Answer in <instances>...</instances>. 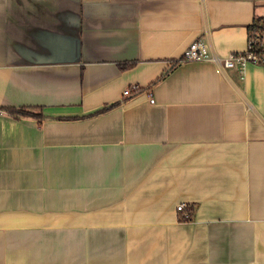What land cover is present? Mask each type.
<instances>
[{
  "label": "crops",
  "instance_id": "crops-1",
  "mask_svg": "<svg viewBox=\"0 0 264 264\" xmlns=\"http://www.w3.org/2000/svg\"><path fill=\"white\" fill-rule=\"evenodd\" d=\"M263 10L0 0V264H264V65L179 60Z\"/></svg>",
  "mask_w": 264,
  "mask_h": 264
},
{
  "label": "built area",
  "instance_id": "built-area-1",
  "mask_svg": "<svg viewBox=\"0 0 264 264\" xmlns=\"http://www.w3.org/2000/svg\"><path fill=\"white\" fill-rule=\"evenodd\" d=\"M180 61L214 60L222 67H237L243 72L247 64L264 65V10L252 22V27L248 29V39L246 48L238 52H229L222 58L215 56L208 44L201 40H194L183 52ZM132 90H138L132 85L124 90V94L129 95ZM150 101H153L150 98ZM177 210L183 217L187 218L190 213L186 210L187 204L181 202L177 204Z\"/></svg>",
  "mask_w": 264,
  "mask_h": 264
},
{
  "label": "trees",
  "instance_id": "trees-1",
  "mask_svg": "<svg viewBox=\"0 0 264 264\" xmlns=\"http://www.w3.org/2000/svg\"><path fill=\"white\" fill-rule=\"evenodd\" d=\"M251 27H252V24L249 26V29H250ZM128 65H130V64H123V65H121V67H128ZM110 106H112V104H111ZM6 109H8L11 113H23V114H28V115H32V116H38L37 113L32 112V111H30V110H27V109H25V108H14V107H10V108H6ZM186 210L190 213V216L187 217V218H185V217H183L182 214L179 212V213H178V218H179L180 220H189V219H191V215H192V208H191V206L186 207Z\"/></svg>",
  "mask_w": 264,
  "mask_h": 264
}]
</instances>
